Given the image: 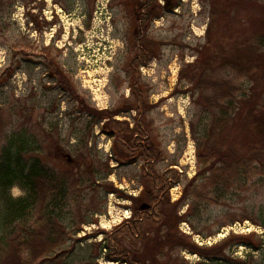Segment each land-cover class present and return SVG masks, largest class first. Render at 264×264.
<instances>
[{
	"label": "rangeland",
	"instance_id": "374dc122",
	"mask_svg": "<svg viewBox=\"0 0 264 264\" xmlns=\"http://www.w3.org/2000/svg\"><path fill=\"white\" fill-rule=\"evenodd\" d=\"M148 1L0 0V154L11 138L26 141L19 168L39 156L68 176L58 219L72 234L54 253L67 250L68 264H128L106 259L102 246L131 218L139 197L147 201L150 179L162 174L177 176L166 193L175 203L170 223L198 252L175 248L155 264H264V177L245 156L241 169L229 162L224 181L206 180L201 159L213 162L226 151L228 132L214 128L231 109L203 102L202 78L190 81L188 66L201 59L202 68L207 60L213 70L206 78L233 80L239 94L254 96L259 115L248 105L244 119L236 116L238 141L259 135L256 118L264 131V48L254 53L257 86L221 67L246 46L254 50L264 0H150L153 18L141 22L137 13ZM141 48L150 60L133 67ZM108 110L131 127L144 126L151 162L117 148L103 129ZM10 192L19 197L26 189L19 180Z\"/></svg>",
	"mask_w": 264,
	"mask_h": 264
},
{
	"label": "trees",
	"instance_id": "16d2710c",
	"mask_svg": "<svg viewBox=\"0 0 264 264\" xmlns=\"http://www.w3.org/2000/svg\"><path fill=\"white\" fill-rule=\"evenodd\" d=\"M152 16L151 13L150 20ZM215 22L213 21L212 26ZM231 33L230 29L226 30L222 38L225 40L229 36L232 38ZM254 37L256 41L253 51H248L246 46L238 54L227 57V61L221 67L228 68L242 77L250 78L253 81L252 85L257 86L260 64L259 60L254 58V53L264 48V30H261L260 34L256 33ZM139 52L132 61L133 67H136L135 63L139 66L150 60L145 49L141 48ZM200 60L197 59L188 66L194 73L190 81L198 80V76L202 78L198 80L201 84L198 87L201 100L209 107L226 104L231 109V114L216 121L220 127L214 128H220V135L226 136L228 132L226 151L213 162L208 160L207 156L201 155L204 157L201 162L206 167L202 173L208 174L206 180L211 183H220L225 180L229 162L235 163L234 167L241 169L240 162L246 163L248 160L250 164L254 163V166L260 169L264 177L263 127L256 118L255 130L259 135L252 137L246 135L242 141H238L239 138L235 135L237 132L234 130L238 126L236 116L242 115L248 105L255 110L256 116L259 115L258 103L252 94L247 97L239 94L240 86L233 80L216 83L206 78L210 75L209 70L213 69L209 67L207 60L203 61V65L206 66L198 68L197 64H200ZM262 109L264 110V101ZM102 112L105 118H109L106 123L107 133L115 138L120 151L126 155H131L132 152L144 155L147 163L154 159V150L147 142L148 134L141 123L131 127L128 121L114 118L117 110ZM99 118L97 115V119ZM243 126L251 132L250 122L244 123ZM25 143L26 141L19 143L11 138L0 154V264L5 261L9 264H68L67 250L54 255L67 243L72 234L64 225H61L58 219L64 207L67 206L70 193L67 185L68 176L55 170L39 156L35 157L30 165L28 163V167H25V163L22 165L23 168H19L24 161L25 152L28 151ZM128 155L127 158H129ZM245 156L247 160L243 159ZM244 171H247V167ZM176 179V175L170 177L167 174L154 175L150 179L144 192L149 207L142 209L143 199L139 197L140 202L134 208L131 218L118 226L116 232H113L110 239L102 246L106 249L104 252L106 259L128 264H155L164 252L169 254L175 248L182 247L198 252L196 250L198 247L188 240L189 236L185 237L176 231L173 223H170L172 215L175 216L171 208L175 203L170 202L166 193ZM19 180L26 189V194L14 197L10 189ZM181 221L183 216H177L174 222L179 224ZM114 234L115 238H113ZM127 240L130 241V245L126 244ZM11 259H14L12 263ZM85 264L93 263L88 261Z\"/></svg>",
	"mask_w": 264,
	"mask_h": 264
},
{
	"label": "flooded vegetation",
	"instance_id": "af4514ba",
	"mask_svg": "<svg viewBox=\"0 0 264 264\" xmlns=\"http://www.w3.org/2000/svg\"><path fill=\"white\" fill-rule=\"evenodd\" d=\"M148 3L151 4L150 0L145 4V7H144L145 9L143 8V14L141 16H140V13H137V18H139L141 22H142V20H144L145 22L150 21L151 12H150V10H146ZM114 118H115V116H114ZM105 120L108 121L109 118H105ZM104 125L105 126L103 127V129L105 132H107V124L104 123ZM66 157H67V155H66ZM67 159H68V157H67ZM141 208H142V206H141Z\"/></svg>",
	"mask_w": 264,
	"mask_h": 264
},
{
	"label": "water",
	"instance_id": "95a60500",
	"mask_svg": "<svg viewBox=\"0 0 264 264\" xmlns=\"http://www.w3.org/2000/svg\"><path fill=\"white\" fill-rule=\"evenodd\" d=\"M66 155L68 157V161H73V157L69 153H67ZM148 207H149V203H147V202L143 203L142 209H146Z\"/></svg>",
	"mask_w": 264,
	"mask_h": 264
},
{
	"label": "crops",
	"instance_id": "0c3cea01",
	"mask_svg": "<svg viewBox=\"0 0 264 264\" xmlns=\"http://www.w3.org/2000/svg\"><path fill=\"white\" fill-rule=\"evenodd\" d=\"M116 117H117V115H115V119H116ZM118 120H120V119H118ZM123 121V120H122Z\"/></svg>",
	"mask_w": 264,
	"mask_h": 264
},
{
	"label": "bare ground",
	"instance_id": "6f19581e",
	"mask_svg": "<svg viewBox=\"0 0 264 264\" xmlns=\"http://www.w3.org/2000/svg\"><path fill=\"white\" fill-rule=\"evenodd\" d=\"M112 263V262H111Z\"/></svg>",
	"mask_w": 264,
	"mask_h": 264
}]
</instances>
